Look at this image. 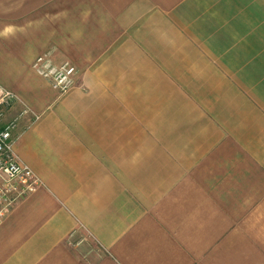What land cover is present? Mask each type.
I'll return each instance as SVG.
<instances>
[{"label": "crops", "instance_id": "obj_1", "mask_svg": "<svg viewBox=\"0 0 264 264\" xmlns=\"http://www.w3.org/2000/svg\"><path fill=\"white\" fill-rule=\"evenodd\" d=\"M0 84L41 183L0 264H264V0H0Z\"/></svg>", "mask_w": 264, "mask_h": 264}, {"label": "built area", "instance_id": "obj_2", "mask_svg": "<svg viewBox=\"0 0 264 264\" xmlns=\"http://www.w3.org/2000/svg\"><path fill=\"white\" fill-rule=\"evenodd\" d=\"M32 67L60 94L76 85L77 67L68 60L55 64L48 54H40ZM15 101V93L0 84V225L20 198L41 186L34 173L19 162L13 151L12 134L16 119L6 120L5 115Z\"/></svg>", "mask_w": 264, "mask_h": 264}]
</instances>
